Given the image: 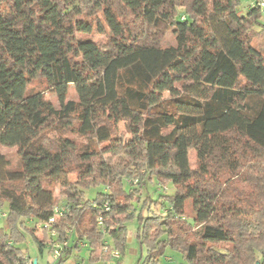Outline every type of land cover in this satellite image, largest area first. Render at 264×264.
<instances>
[{"label": "trees", "instance_id": "obj_1", "mask_svg": "<svg viewBox=\"0 0 264 264\" xmlns=\"http://www.w3.org/2000/svg\"><path fill=\"white\" fill-rule=\"evenodd\" d=\"M239 4L0 0V147L19 156L12 168L0 154V207L8 206L10 229H0V264H32L18 248L22 231L43 253L48 235L37 225L58 206L54 189L66 208L52 229L60 243L72 229V250L85 242L90 263L108 262L95 228L102 214L114 217L110 237L123 255L132 202L152 180L173 190L160 197L167 212L138 216L140 264H160L166 250L183 264H264V58L252 45L253 27L264 33V9L252 0L241 14ZM160 23L175 36L173 47L148 34ZM37 79L59 107L28 94ZM69 86L76 101H66ZM134 180L126 190L124 181ZM98 186L105 190L84 200ZM23 220L35 226L21 223L20 231Z\"/></svg>", "mask_w": 264, "mask_h": 264}, {"label": "rangeland", "instance_id": "obj_2", "mask_svg": "<svg viewBox=\"0 0 264 264\" xmlns=\"http://www.w3.org/2000/svg\"><path fill=\"white\" fill-rule=\"evenodd\" d=\"M240 7L239 12L241 14H245L248 12L249 9L252 8V0H240ZM185 8L179 7L177 12L178 14L184 13ZM260 23L264 25V13L261 14V20ZM261 28L259 26H254L253 31L257 32L255 34L254 40L252 42L253 47H255L263 56L264 58V33H262ZM148 34L152 37L154 41H156L159 44V47L162 48H168L173 47L175 45V36L172 34V31L164 24H157L155 27H152ZM92 39L94 41H100L104 40V37L101 36H94ZM28 94H35V93H41V95L44 96V99L48 101L50 104L54 106V108L59 107V103L57 100V97L55 94H53L51 91H49L46 88L45 83L42 80H34L30 83L27 90ZM77 96L75 94V90L72 86L68 87L66 101H76ZM117 137L119 139L124 140L125 138H128L129 136L125 134V128L123 122L120 123L117 126ZM68 137H71V134L67 133ZM0 154H3L11 164L12 168H15L19 164V156L17 153V150L15 148H5L0 147ZM190 161L191 164H195V154L194 152H191L190 154ZM108 155H105L104 158H107ZM68 180L70 182H74L75 178L73 176H68ZM124 188L130 189L135 188L131 182L124 181ZM159 183L156 180H152L151 182H147L145 187L141 190V195L139 196V202L133 201L132 205L135 210L134 217L125 223L126 230H127V236H126V249L123 255H120V259L118 260L122 264H130L131 262L133 264H140L141 257L144 258L146 256V250L145 248L140 249L138 239L136 238L137 230L139 228V220L138 216H146L149 214H164L167 212L168 206L160 200V197L162 196H169L172 194L173 187L170 183L166 184L165 187H162L158 185ZM105 190L104 187L98 186L95 188H90L86 191H84V200L92 201L96 197L97 193H102ZM54 194L59 199V205H63L65 203L64 199L59 197V189H54ZM159 202L158 207H155L153 204L150 205L149 202ZM0 212L5 213L7 215L8 213V206L6 203H3L0 207ZM115 220L114 217L110 220V225L114 224ZM21 223H23V226L26 228H32L35 226L36 221L35 220H23L17 223V227L20 231L23 230L21 227ZM0 229H3L6 235H10V229L6 226V219L0 220ZM24 236V241L21 244H18V248L24 253L26 257L31 258L32 260H38L39 264H45V262L52 263V257L50 254V249L46 246L43 252L42 257L40 256V253L37 249L36 244H34L33 238L30 234L26 233L25 231H22ZM38 240H41V236L37 235ZM76 240L75 233L72 229L69 231V241L67 243L68 249L72 250L73 244ZM110 246H113V238H108ZM82 247H86L85 242H81ZM77 252L76 250H72V252ZM88 251V250H87ZM80 258L85 259L83 264H93L88 261V253L86 251H81L78 253ZM164 256L166 257H172L169 262H166L164 257L160 259V264H183V260L180 254L170 252L168 250L164 253ZM78 259L76 257V254H72V256L69 257L67 260V263L65 264H80L75 262ZM118 261H115L113 264H119ZM139 262V263H138ZM48 264V263H46ZM94 264H104L101 262L94 263Z\"/></svg>", "mask_w": 264, "mask_h": 264}, {"label": "built area", "instance_id": "obj_3", "mask_svg": "<svg viewBox=\"0 0 264 264\" xmlns=\"http://www.w3.org/2000/svg\"><path fill=\"white\" fill-rule=\"evenodd\" d=\"M255 3L260 6L261 9H264V0H255ZM137 181H132L133 185H136ZM102 213L109 212V206L108 204H104L102 207ZM66 213V208L63 205L56 206L53 209L52 216L48 219V221L44 223H40L37 225L38 228L43 229L47 232L48 235V244L47 247L50 249V254L52 257V263L48 264H54V262L57 261L59 257L68 249L67 243L68 242H62L60 243L57 240V234L54 232L53 225L54 223L60 219L63 218ZM6 214L0 212V220L5 219ZM95 228L97 233L102 237V250L101 253L105 254L108 251L110 252V260L108 262H105L104 264H113L115 261H118L120 259V254H118V251L113 248V246H110L108 238L110 237V234L113 232V227L110 225L109 217L105 218L102 214H99L95 218ZM70 231V230H69ZM69 231L67 232L69 235Z\"/></svg>", "mask_w": 264, "mask_h": 264}, {"label": "crops", "instance_id": "obj_4", "mask_svg": "<svg viewBox=\"0 0 264 264\" xmlns=\"http://www.w3.org/2000/svg\"><path fill=\"white\" fill-rule=\"evenodd\" d=\"M80 243H81V242H80ZM80 243H79V245H78V250H76L77 252L74 251V252H72L70 255L64 257V261H65L64 264L67 263V260L69 259L70 256H72V254H76V257H78V259H77L75 262L78 261L77 263H80V264H83V263H84L85 259L80 258L79 255H78V253L81 252V251H86V252L89 254V248L87 247L86 243H85L86 247H82V244H80ZM87 250H88V251H87ZM43 252H44V250H43ZM166 252H167V250H166ZM42 255H43V253L40 254L41 257H42ZM88 256H89V255H88ZM25 258L28 259V262L31 261V262L33 263V261H34V260H32L31 258H29V257H25ZM171 258H172V257H171ZM171 258H170V257H166V256H164V259L166 260V262H169L168 260H170ZM118 262H119V261H118ZM46 263H49V262H45V264H46ZM36 264H39L38 260H36ZM119 264H122V263L119 262ZM130 264H133V263L131 262Z\"/></svg>", "mask_w": 264, "mask_h": 264}, {"label": "water", "instance_id": "obj_5", "mask_svg": "<svg viewBox=\"0 0 264 264\" xmlns=\"http://www.w3.org/2000/svg\"><path fill=\"white\" fill-rule=\"evenodd\" d=\"M32 264H36V260H34ZM256 264H259V263H256Z\"/></svg>", "mask_w": 264, "mask_h": 264}]
</instances>
